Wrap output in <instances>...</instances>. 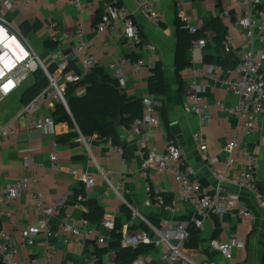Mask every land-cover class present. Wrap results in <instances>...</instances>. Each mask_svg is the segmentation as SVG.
I'll return each mask as SVG.
<instances>
[{
  "label": "crops",
  "instance_id": "1",
  "mask_svg": "<svg viewBox=\"0 0 264 264\" xmlns=\"http://www.w3.org/2000/svg\"><path fill=\"white\" fill-rule=\"evenodd\" d=\"M113 1L136 12L135 20L144 44L154 46L156 51L133 53L122 22H117L104 33L95 32L107 6ZM183 8L191 17L192 27L201 29L213 20L221 19L227 28V34L232 37L230 52L226 53L223 46L215 42L214 33L207 30L204 34L205 46L198 50L194 47L187 50L185 58L188 66L178 71V30L181 22L177 15L179 6L176 0H158L150 12L139 11L135 0H84L80 12L74 7L72 0H30L25 9L5 11L4 15L15 28L24 32L43 65L52 72L65 59L74 63L78 73L83 72L81 60L75 56V49L79 44L76 35L81 26L83 41L89 44V53L95 57L97 67L111 77L109 65H119L123 58L135 56L142 58L147 68H157L162 72L165 93L159 96L163 104L161 122L150 133L144 134L142 139L147 146L156 148L159 153L171 141L182 147L185 150V162L193 171L192 177L202 188L212 192L217 182L208 160L214 156H218L221 161L227 159L223 149L237 137L238 126L236 118L219 109L217 103L222 102L229 108L236 106L237 96L224 84L240 79L235 69L248 44L244 39L245 30L235 24L240 12L237 0H185ZM260 9L264 13V0H261ZM256 48L264 50V44L258 42ZM210 67H214V71L207 74ZM70 71L75 69L70 68ZM35 74H31L14 94L0 103V128L17 122L16 134L9 139L0 140V192L7 184L14 183L23 176V162L29 157L24 150L32 146L41 148L34 157L48 165L49 156L56 145L60 171L47 170L40 175V188L45 195L46 205L52 207L62 204L61 211L55 214L51 223L57 231L61 218L88 220L89 229L94 235L87 241L69 236L68 244L64 242L65 237H55L49 240L48 246L44 238H40L34 247L21 253L18 258L20 264H45L49 246L55 251L54 264H91L96 253L102 258L100 264H115L113 252L108 251L101 256L100 251L108 245L101 247L97 244L98 237H107L110 242L113 236L108 235L102 222L113 219L119 227L129 223L141 225L139 220L133 219L131 208L138 210L155 226L166 230L176 229L180 223H192L197 218L195 210L186 204H179L173 212H166L157 206H145L149 187L159 188L166 202L179 200L180 189L171 176L152 171L148 177H144L141 170L142 149L138 145L141 137L132 134L130 125H121L118 130L120 140L126 147L128 160L124 154L116 151L122 147L110 145L107 139H99L96 135L89 137L93 139L90 142V152L76 125L72 128L66 121L56 122L57 105L67 111L60 104L48 102L40 114L42 117L53 118L56 125L54 135L45 137L40 131L29 130L30 122L22 115L29 99L23 100V96L35 85ZM123 75L127 81L122 89L130 97L142 100L151 95L148 85L151 77L143 70L139 72L131 67H124ZM29 78L32 79L26 84ZM194 83L206 88L204 103L208 106L211 118L207 122H202L197 115L187 112V106L193 104L191 97ZM85 92V87L80 86L76 89V96H82ZM197 133L203 135L208 142L209 151L205 155L200 152L194 139ZM246 142L249 152L259 159L260 168L256 177L260 190L264 193V113L257 133L248 136ZM248 165L247 158L239 157L232 172L238 174L247 169ZM73 171L80 174L89 172L94 179L93 186L87 188L84 182L73 176ZM101 172L107 175L108 180L101 176ZM123 176L126 178L124 200L130 208L110 186L120 183ZM224 189L226 193L238 196L239 203L251 210L252 218L239 216L237 210L230 211L222 221L211 217L199 230L197 246L189 243L187 249L198 262L207 260L212 264H226L222 255L211 247V241L238 238L245 242V249L235 252L234 263L264 264V205L261 197L234 186H224ZM40 216L36 202L28 195L13 204L0 200L2 231L14 232L18 236L19 230L37 225ZM143 228L144 226H140V229ZM159 255V251L155 250L150 255L141 257L151 256L156 263Z\"/></svg>",
  "mask_w": 264,
  "mask_h": 264
},
{
  "label": "built area",
  "instance_id": "2",
  "mask_svg": "<svg viewBox=\"0 0 264 264\" xmlns=\"http://www.w3.org/2000/svg\"><path fill=\"white\" fill-rule=\"evenodd\" d=\"M176 1L179 6L177 14L179 21L189 29L190 33L196 34L199 28L190 25L191 17L183 8L185 0ZM29 2L30 0H0V103L14 94L31 74H35L39 70L43 71L48 85L25 106L22 115L30 122L29 130L40 131L43 136L49 137L55 134L56 125L52 117L40 116L45 104L51 102L63 105L70 114L66 99L68 87L78 84L84 76L92 72L97 67V62L95 57L89 53V44L83 41V26H81L76 35L79 44L75 49V56L81 60L83 72L70 71L71 62L67 59L58 63L54 72L44 66L25 36L4 15L5 11L25 9ZM72 2L76 10L80 12L84 0H72ZM135 2L139 11L150 12L158 0H135ZM237 2L240 12L235 24L245 30L244 39L248 47L242 51L240 61L235 69L240 79L224 84L237 96L236 106L229 108L222 102L217 103L219 109L236 118L238 126L237 137L223 149L227 159L221 161L218 156H214L208 160L212 175L217 182L214 191L211 192L202 188L198 181L192 177L193 171L185 162V150L182 147L171 141L167 143L165 150L159 153L156 148L147 146L145 140L142 139L144 134L150 133L161 122L163 104L159 97L149 95L143 98V115L131 125L132 134L141 137L138 145L142 149L141 170L144 177H148L152 171L164 176H171L180 189L179 200L166 202L159 188L149 187L145 206H157L166 212H173L179 207V204H186L195 210L197 216L192 223H180L173 230L155 226L138 210L132 208L133 219L139 220L141 226H144L143 229L132 230L133 223L119 227L113 219L104 220L102 226L105 231L108 235L118 236L123 248L137 249L140 246H153L160 253L156 263L151 256L147 258L139 256L133 264H212L207 260L202 263L198 262L192 252L187 249L192 232L201 230L206 220L211 217H216L222 221L232 210H237L239 216L243 218H252L251 210L239 203L238 196L226 193L224 186H234L240 190L257 194L261 197L264 205V193L261 192L256 177L260 162L257 157L249 152V146L246 142L248 136L257 133L264 113V50L256 48L258 42L264 44V13L260 9L261 0H237ZM135 13L118 4L117 1H113L107 6L106 12L96 25L95 32L104 33L112 29L117 22H122L130 38L129 48L133 53L156 51L154 46L144 44L140 28L135 20ZM228 35L222 44L226 53L230 52L232 46V37ZM205 44V39H198L194 42L193 47L198 50L203 48ZM124 67H131L139 72L143 70L148 77L153 75L152 69L145 66L142 58L137 60L132 57L123 58L119 65L111 64L108 66L112 78L118 80L121 88L125 87L127 81L123 75ZM213 71L214 67H210L207 74H212ZM192 89L191 100L193 104L187 106V112L197 115L202 122H207L211 118L208 114V106L204 103L206 88L194 83ZM16 130V121L1 127L0 140L13 137ZM80 136L90 151V142L93 139L85 138L82 134ZM194 139L199 145L200 152L204 155L207 154L209 148L206 138L197 133ZM107 140L110 145L113 144L111 139ZM40 150L41 148L33 146L24 150V153L28 154L29 157H26L23 162V176L18 181L7 184L0 192V200L7 204H13L24 195H28L36 202V208L41 214L37 225L19 230L18 236L14 232L9 233L0 230V259L2 264H20L18 258L21 253L34 247L40 238H44L48 246L49 240L55 237H65L64 242L68 244L67 238L69 236L87 241L94 235V232L89 229L88 220L75 221L70 217L61 218L59 228L55 231L51 223L52 218L61 211L62 204L52 207L46 205L45 195L40 188V175L47 170L59 172L61 166L56 145H54L49 156L48 165L35 159L34 156ZM116 151L121 155L124 154L122 148H117ZM239 157L247 158L249 165L247 169L235 174L232 172V168ZM72 174L84 182L87 188L93 186L94 179L89 172L85 171L80 174L73 171ZM101 176L108 180L105 173L101 172ZM125 179L123 176L120 183L110 186L117 196L127 204L124 200ZM128 207L130 208L129 205ZM108 243L107 237H98L97 244L99 246L103 247ZM211 247L222 255L226 264H235V252L244 250L245 242L238 238L227 241L212 240ZM54 256L55 251L49 246L46 251L45 264H54ZM101 262L102 258L99 253L94 254L91 264H100Z\"/></svg>",
  "mask_w": 264,
  "mask_h": 264
},
{
  "label": "trees",
  "instance_id": "3",
  "mask_svg": "<svg viewBox=\"0 0 264 264\" xmlns=\"http://www.w3.org/2000/svg\"><path fill=\"white\" fill-rule=\"evenodd\" d=\"M119 4V2H118ZM210 30L214 33V40L222 46L227 37V28L219 18L213 20L198 30L196 34L190 33L189 29L181 24L178 30V71L188 66L185 53L193 47L198 39H205V32ZM139 56L133 57L137 60ZM69 68H74V63H70ZM76 73H78L76 71ZM152 76L149 80V91L151 95L159 97L165 93L164 78L162 72L157 68L152 69ZM36 83L23 96V100L28 98L27 104L33 100L37 94L47 87L48 81L44 73L36 72ZM84 86L86 92L82 96H76V89ZM66 99L70 114L62 107H56L55 120L66 121L70 127L75 125L85 138L96 135L99 139H111L113 144L122 147L124 157L128 160L126 147L120 140L119 126H131L133 122L142 117V100L130 97L121 87L118 80L106 74L101 68H94L76 85L69 86L66 91ZM219 224V223H218ZM141 225L133 224L132 230H140ZM199 230L192 232L190 241L193 246H197L199 241ZM115 254V264H133L139 256H148L155 251L153 246H140L137 249L123 248L120 238L112 236V240L106 248H103L101 256L107 252ZM100 255V254H99Z\"/></svg>",
  "mask_w": 264,
  "mask_h": 264
},
{
  "label": "rangeland",
  "instance_id": "4",
  "mask_svg": "<svg viewBox=\"0 0 264 264\" xmlns=\"http://www.w3.org/2000/svg\"><path fill=\"white\" fill-rule=\"evenodd\" d=\"M21 32V34L23 35V36H25V34H24V32L23 31H20ZM31 79L32 78H29V80L26 82V84H28L30 81H31ZM33 84V83H32ZM58 106V105H57ZM4 127V126H3ZM141 257V256H140Z\"/></svg>",
  "mask_w": 264,
  "mask_h": 264
}]
</instances>
